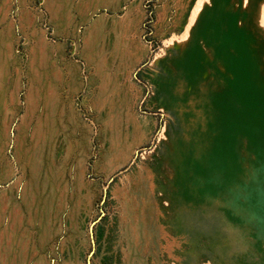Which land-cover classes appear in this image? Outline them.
<instances>
[{
  "label": "rangeland",
  "instance_id": "rangeland-1",
  "mask_svg": "<svg viewBox=\"0 0 264 264\" xmlns=\"http://www.w3.org/2000/svg\"><path fill=\"white\" fill-rule=\"evenodd\" d=\"M141 1V98L133 110L116 101L95 111L79 84L74 136L69 97L61 105L52 91L60 41L41 21L52 49L31 54L37 41L20 28V10H42L40 0H0V264H24L26 246L42 245L45 264H264V0H234L232 75L214 69L229 46L215 44L211 58L197 44L169 83V62L159 82L148 70L167 59L155 36L161 0Z\"/></svg>",
  "mask_w": 264,
  "mask_h": 264
},
{
  "label": "crops",
  "instance_id": "crops-1",
  "mask_svg": "<svg viewBox=\"0 0 264 264\" xmlns=\"http://www.w3.org/2000/svg\"><path fill=\"white\" fill-rule=\"evenodd\" d=\"M199 1L202 2L199 11L193 17ZM245 3L247 7V0H244ZM40 4L42 10L39 11L23 6L24 8L20 10V28L26 34L31 31L27 35L29 40L37 41V44L31 46V54L35 53L36 48L52 49L49 44L45 43L44 33L38 29L41 21L49 22L54 30V35L60 41L58 51L61 64L55 69L54 83L53 79L51 80L54 84L52 91H54L55 99H59V103L62 100L61 105L65 102V98L69 97L71 116L69 123L74 136L77 131L76 94L79 84H82V87L84 84L86 85L88 94L85 103L95 111L105 109V102L116 101L120 107L128 106L133 110L142 94V87L134 83L133 74L146 59L148 53L147 46L141 40V28L145 17L142 1L40 0ZM237 7L234 0H161L157 7L155 36L167 45V59L156 60L148 69L151 71V78L154 82L162 78L161 65L163 62L164 64L169 62L164 71V80L169 83V72L171 76L175 63L184 60V57L188 56V52H195L194 47L197 44L202 46L205 56L211 58L213 55L209 52L212 53L215 50H211L212 46L223 44L225 45L224 50L229 46L230 48L225 51L229 53V56L226 57L229 63H224L221 59L215 58L214 69L220 71L221 75H223L221 73L223 71L227 75H232L235 67L234 62L237 60L232 57L231 46L233 35L234 41H237L239 29ZM227 15L230 17V23L225 21ZM246 20L248 23L249 18ZM210 30H219V32L211 35ZM80 37L81 47L78 48L77 42ZM11 40L13 41V36ZM69 45H75L73 53L80 57L85 70H87L84 80L81 78V83L79 82L77 60L72 59L67 53ZM202 49L200 48V51ZM224 50L221 49V52ZM221 52L220 55L222 56ZM170 66H172L171 69ZM161 72L162 74H160ZM147 75L148 73L145 76ZM219 77L221 76L219 75ZM215 83L212 84L215 85ZM174 87L172 85L171 90L165 91L171 99ZM213 97L210 104L215 101ZM161 102L165 104L166 101ZM157 107L162 108V104L157 105ZM214 108L216 107L209 105L207 108L209 110L206 113L212 117L211 123H219L216 121L215 112L213 116L211 115ZM6 109L10 108L6 107ZM12 113V110H7L6 118H11ZM60 114L63 117L66 113L62 111ZM132 116L134 117L133 111ZM23 121L25 120L23 119ZM133 123L141 124L135 118ZM90 129V126L84 125V130L88 133ZM165 236L168 237L167 234ZM167 237L165 238L170 243L171 235L169 238ZM43 254V245L29 249L26 246V257H24L23 263L45 264Z\"/></svg>",
  "mask_w": 264,
  "mask_h": 264
},
{
  "label": "snow or ice",
  "instance_id": "snow-or-ice-1",
  "mask_svg": "<svg viewBox=\"0 0 264 264\" xmlns=\"http://www.w3.org/2000/svg\"><path fill=\"white\" fill-rule=\"evenodd\" d=\"M261 203L264 205V188L261 190Z\"/></svg>",
  "mask_w": 264,
  "mask_h": 264
}]
</instances>
